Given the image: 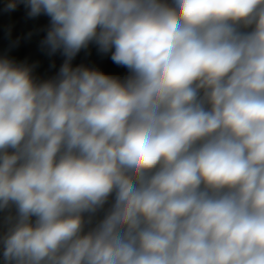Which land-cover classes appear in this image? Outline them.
Masks as SVG:
<instances>
[{
    "label": "clouds",
    "instance_id": "1",
    "mask_svg": "<svg viewBox=\"0 0 264 264\" xmlns=\"http://www.w3.org/2000/svg\"><path fill=\"white\" fill-rule=\"evenodd\" d=\"M20 3L65 59L0 58L3 264H264V0Z\"/></svg>",
    "mask_w": 264,
    "mask_h": 264
},
{
    "label": "crops",
    "instance_id": "2",
    "mask_svg": "<svg viewBox=\"0 0 264 264\" xmlns=\"http://www.w3.org/2000/svg\"><path fill=\"white\" fill-rule=\"evenodd\" d=\"M8 2L9 0H0V58H8L17 64L34 65L33 75L38 80L55 77L65 57L60 52L49 55L41 47L50 18L44 14L29 18L23 3L13 11H5ZM72 65L95 68L121 78L128 74L127 68L114 64L111 53L101 52L95 43L82 49L73 59ZM0 264H3L2 260Z\"/></svg>",
    "mask_w": 264,
    "mask_h": 264
}]
</instances>
